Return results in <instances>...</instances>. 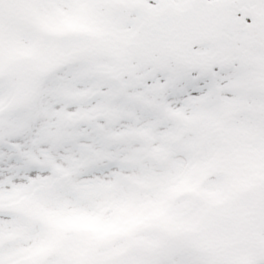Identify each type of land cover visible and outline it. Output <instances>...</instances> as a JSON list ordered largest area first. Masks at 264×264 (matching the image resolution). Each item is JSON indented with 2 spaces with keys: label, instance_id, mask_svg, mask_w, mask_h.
<instances>
[{
  "label": "snow or ice",
  "instance_id": "snow-or-ice-1",
  "mask_svg": "<svg viewBox=\"0 0 264 264\" xmlns=\"http://www.w3.org/2000/svg\"><path fill=\"white\" fill-rule=\"evenodd\" d=\"M0 264H264V0H0Z\"/></svg>",
  "mask_w": 264,
  "mask_h": 264
}]
</instances>
